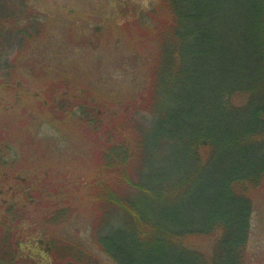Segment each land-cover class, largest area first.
Segmentation results:
<instances>
[{
    "label": "trees",
    "instance_id": "trees-1",
    "mask_svg": "<svg viewBox=\"0 0 264 264\" xmlns=\"http://www.w3.org/2000/svg\"><path fill=\"white\" fill-rule=\"evenodd\" d=\"M128 27L137 52L122 67L145 69L138 96L118 111L66 94L57 105L59 118L80 110L95 153L90 242L112 264H244L264 183V0H160ZM78 245L51 255L80 264Z\"/></svg>",
    "mask_w": 264,
    "mask_h": 264
},
{
    "label": "rangeland",
    "instance_id": "rangeland-1",
    "mask_svg": "<svg viewBox=\"0 0 264 264\" xmlns=\"http://www.w3.org/2000/svg\"><path fill=\"white\" fill-rule=\"evenodd\" d=\"M159 2L0 0V221L13 219L0 233V264H77L52 257L66 242L87 248L80 264H112L90 242L89 129L80 110L59 118L57 105L66 94L118 111L138 96L145 69L122 67L137 52L128 25ZM252 198L244 264H264V183ZM210 246L187 243L203 254Z\"/></svg>",
    "mask_w": 264,
    "mask_h": 264
}]
</instances>
